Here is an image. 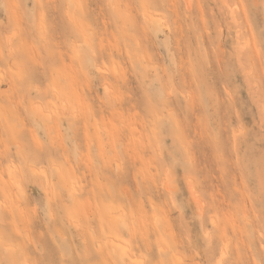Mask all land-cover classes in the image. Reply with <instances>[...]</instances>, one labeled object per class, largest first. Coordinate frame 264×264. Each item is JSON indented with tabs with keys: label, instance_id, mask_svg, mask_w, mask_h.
I'll return each instance as SVG.
<instances>
[{
	"label": "rangeland",
	"instance_id": "obj_1",
	"mask_svg": "<svg viewBox=\"0 0 264 264\" xmlns=\"http://www.w3.org/2000/svg\"><path fill=\"white\" fill-rule=\"evenodd\" d=\"M0 206V264H264V0H0Z\"/></svg>",
	"mask_w": 264,
	"mask_h": 264
},
{
	"label": "bare ground",
	"instance_id": "obj_2",
	"mask_svg": "<svg viewBox=\"0 0 264 264\" xmlns=\"http://www.w3.org/2000/svg\"><path fill=\"white\" fill-rule=\"evenodd\" d=\"M86 41H87V39H86ZM10 43H11V42H10ZM99 69H101V68H99ZM101 71H102V70H101ZM101 71H100V72H101ZM102 72H103V71H102ZM66 83H67V82H66ZM106 89H107V88H106ZM28 90H29V89H28ZM107 91H109V87H108ZM54 93H55V92H54ZM54 95L56 96V94H54ZM46 114H47V113H46ZM46 116H47V115H46ZM50 117H51V116H50ZM14 179L16 180L15 177H14ZM16 181H18V180H16ZM13 182H14V181H13ZM14 184L17 185V187L19 186V185L16 184L15 182H14ZM21 189H22V188H21ZM193 189H194V188H193ZM73 193H74V192H73ZM191 194H192V193H191ZM13 196H14V195H13ZM0 207H1V206H0ZM78 226H79V225H78ZM79 227H80V226H79ZM117 227H118V226H117ZM77 228H78V227H77ZM78 229H79V228H78ZM100 245H101V244H100ZM100 247H101V246H100ZM118 247H121V246L119 245ZM121 248H122V250L125 251V254H126V253H127L126 250H125L126 248H124V247H121ZM121 248H120V249H121ZM123 248H124V249H123ZM123 254H124V253H123ZM123 254H122V255H123ZM127 254H128V253H127ZM122 257H123V256H122Z\"/></svg>",
	"mask_w": 264,
	"mask_h": 264
}]
</instances>
